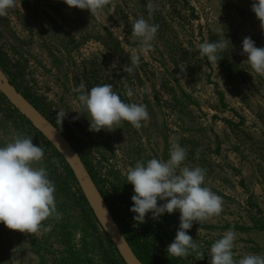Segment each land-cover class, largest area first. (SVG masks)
I'll return each instance as SVG.
<instances>
[{
  "label": "rangeland",
  "instance_id": "rangeland-1",
  "mask_svg": "<svg viewBox=\"0 0 264 264\" xmlns=\"http://www.w3.org/2000/svg\"><path fill=\"white\" fill-rule=\"evenodd\" d=\"M149 2L158 5L149 22L159 29L153 48L141 51L131 28L141 16L148 19ZM251 3L110 0L92 16L64 0H16L0 16V67L77 150L126 238L138 234L158 264H209L208 250L229 229L236 233L235 259L264 256V76L240 54L246 36L264 47ZM222 37L230 43L218 53L220 61L200 56L199 44ZM133 54L140 57L139 66L128 73ZM105 83L125 103L146 105L150 119L139 129L124 121L111 131H89L87 117L77 112L79 94L73 88L82 84L90 91ZM141 88L147 90L141 94ZM58 112L66 114L61 124ZM13 132L31 137L44 150L42 161L33 166L45 167L54 182L62 218L43 221L50 227L43 234L21 233L0 223V264H124L97 221L93 228L76 187L50 150L0 99V147ZM173 137L188 149L184 164L206 169L205 186L223 198L219 216L193 222L188 230L205 253L200 260L195 253L175 258L166 252L179 227L178 210L158 219L148 213L144 223L134 221L130 211L134 192L126 181L127 169L137 161H166Z\"/></svg>",
  "mask_w": 264,
  "mask_h": 264
},
{
  "label": "clouds",
  "instance_id": "clouds-1",
  "mask_svg": "<svg viewBox=\"0 0 264 264\" xmlns=\"http://www.w3.org/2000/svg\"><path fill=\"white\" fill-rule=\"evenodd\" d=\"M110 0H64L70 8L89 10L97 15L109 4ZM16 6V0H0V16L7 15L9 9ZM158 5L147 4L148 19L143 16L132 25L131 35L138 38L141 51L153 48L159 24L150 23ZM251 11L260 22L264 32V0H252ZM230 43L226 37L217 42L199 44V54L207 57L211 63L221 58L218 53L225 50ZM241 55L247 56V62L255 73L264 76V47H257L250 36L242 41ZM140 57L130 56L128 73L139 66ZM184 69H181L183 71ZM112 84H98L84 90V85L74 87L78 93L80 115L87 117L89 131L99 132L114 130L122 122L130 123L136 129L141 122L150 119L147 106L137 103H125L113 90ZM147 89H138L143 94ZM127 96H133V90L127 89ZM66 114L58 112L57 119L61 124ZM78 115L74 119H79ZM179 137L170 139L169 158L164 161L152 158L146 162L137 161L134 167L126 172V181L133 186L131 197L134 221L144 223L145 216L152 214L158 219L164 213L179 211V227L174 240L167 245L168 256L187 258L195 253L198 260L204 258V252L188 234L193 222L204 223L223 211V198L205 186L206 169L184 164L188 149L179 144ZM44 150L33 143V139L19 132L10 135L9 142L0 147V223L8 229L28 234H43L50 230L42 222L49 217L57 221L62 213L57 211L56 187L45 167H34L42 161ZM158 201L163 203L158 204ZM236 233L233 229L225 231L221 238L212 243L207 254L209 264H264V256L246 254L240 259L234 258L233 248Z\"/></svg>",
  "mask_w": 264,
  "mask_h": 264
},
{
  "label": "water",
  "instance_id": "water-1",
  "mask_svg": "<svg viewBox=\"0 0 264 264\" xmlns=\"http://www.w3.org/2000/svg\"><path fill=\"white\" fill-rule=\"evenodd\" d=\"M0 93L63 158L98 225L113 244L124 264H144L113 217L77 150L63 133L17 89L1 67Z\"/></svg>",
  "mask_w": 264,
  "mask_h": 264
},
{
  "label": "trees",
  "instance_id": "trees-1",
  "mask_svg": "<svg viewBox=\"0 0 264 264\" xmlns=\"http://www.w3.org/2000/svg\"><path fill=\"white\" fill-rule=\"evenodd\" d=\"M0 99L9 106V108L18 115L19 119L22 122V125H24L26 128H28L32 133H34L37 138L41 141L42 145L45 146L46 148H48L51 152L52 157L54 158L55 162H57L63 169V172L66 174V176L72 181L73 185L76 187V192L78 193V198L80 203L83 205V207L85 208L86 213L88 214V216L90 217V219L93 222V228L97 229L98 225L96 223V219L94 218L84 196L82 195L76 181L75 178L73 177L69 167L67 166V164L65 163V161L63 160V158L60 156V154L50 145V143L45 140V138L34 128L32 127V125L21 115L18 113V111L12 107L10 105V103L5 99V97L0 93ZM31 102V101H30ZM33 104V102H31ZM36 105V104H33ZM36 107V106H35ZM101 192V191H100ZM102 194V192H101ZM104 195V194H102ZM104 197V196H103ZM106 203L108 205L109 202L107 200V198H104ZM111 213H114V210L112 208H110ZM114 217V216H113ZM115 218V217H114ZM116 222L119 223L120 220L118 218H115ZM119 221V222H118ZM149 234L151 236H153L154 238L156 237L155 234L153 232H151L150 230L148 231ZM102 234L105 236V238L109 241L108 237L105 235V233L102 231ZM128 242L130 243V245L132 246L134 252L136 253V255L139 257V259L144 263V264H152L153 262L158 264V261H156V253H154L153 255H150L149 251L147 250V247L145 244L141 243L139 241V235L135 234L132 238H127ZM155 240H157L155 238ZM158 240H160V238H158ZM142 253H144L145 255H143Z\"/></svg>",
  "mask_w": 264,
  "mask_h": 264
}]
</instances>
